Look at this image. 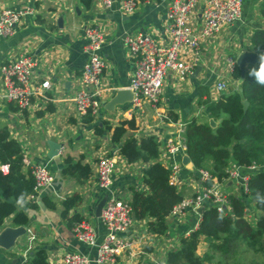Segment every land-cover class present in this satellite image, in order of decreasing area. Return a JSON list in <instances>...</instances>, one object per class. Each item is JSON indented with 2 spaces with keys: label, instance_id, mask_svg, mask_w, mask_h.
<instances>
[{
  "label": "crops",
  "instance_id": "1",
  "mask_svg": "<svg viewBox=\"0 0 264 264\" xmlns=\"http://www.w3.org/2000/svg\"><path fill=\"white\" fill-rule=\"evenodd\" d=\"M123 1L112 0V8H106L104 0H92L91 8L86 9L80 0H0V14L6 8L33 7L36 10L34 14L21 19L12 35L0 38V66L20 55H32L37 61L38 74L51 80L48 93L53 99L40 108L15 111L9 106L11 102L1 97L0 75V124L7 123L11 137L22 144L25 154L34 162L46 163L55 176L52 187L32 198L36 207H25L29 217L25 227L31 228L36 235L32 249H28L27 233L17 240L11 250L0 247V264H20L39 248L46 249L47 264H62L67 251L79 252L89 257L92 264H98L97 248L76 238L74 227L69 226L62 214V200L74 193L80 194L82 201L76 210L70 211V215L75 211L80 212L94 227L100 242L106 236L107 229L101 217L95 213L107 190L101 188L97 180L95 167L98 159L105 155L115 157L117 166L113 174V189L121 196L131 199V186L140 191L148 190L142 177V168L146 165L142 162L130 163L120 153H113L118 144L112 142L109 132L96 133V126L102 127L104 121L117 124L122 119L135 118L138 124L135 135L158 136L160 160L169 168L165 145L175 130L172 124L163 122L158 111L149 103H144L139 109L133 107L132 101H127L118 104L113 112L105 109V105L117 90L130 89L135 59L125 46L124 36L145 32L161 45L168 44L171 35L167 30L166 12L172 0H139L138 8L131 13L123 10ZM263 2L243 0L240 19L223 26L211 37L202 39L201 53L190 75L181 78L172 72L167 74L162 94L165 102L160 106L162 111L168 115L173 113L179 121L187 123L195 116H209V108L199 105L200 97L206 98L205 87H208L212 98H216L220 93L214 89V83L226 78L231 81L226 92L241 90L240 76H233L234 69L231 70L228 60H233L234 68H239L237 59L241 54L257 52L258 64H247L246 69L249 72L254 67L260 68V56L264 51L254 48L253 36L257 30H264L261 13ZM201 7L193 12L192 20L196 26L202 22ZM90 25L100 26L107 34V42L101 50L105 61L103 89L99 96L101 109L93 117V122L85 123L84 117L76 113L72 98L82 87L79 76L88 60L84 31ZM188 58L195 59L196 56L189 51ZM49 140L62 144L59 154L52 158L48 156ZM66 154L74 157L83 155L84 161L91 164L93 172L83 184L63 175ZM186 154L180 156L181 170L178 175V188L184 198L192 196L201 181L193 163H183ZM222 188L227 195L244 198L248 204V215L253 212L255 201L245 188L228 180ZM201 215L196 210L189 212L185 218L171 214L167 218L168 229L162 236L148 231L146 219L134 218L130 230L124 234L131 244L117 256V264H166L167 253L180 247L181 238L196 229ZM6 226H14L11 219H7L0 229ZM202 240L198 249L200 254L208 249L204 237ZM147 247L152 249L148 251Z\"/></svg>",
  "mask_w": 264,
  "mask_h": 264
},
{
  "label": "trees",
  "instance_id": "2",
  "mask_svg": "<svg viewBox=\"0 0 264 264\" xmlns=\"http://www.w3.org/2000/svg\"><path fill=\"white\" fill-rule=\"evenodd\" d=\"M86 9L91 8L92 0H80ZM141 1V0H140ZM264 17V2L261 5ZM255 49L264 51V30H257L253 36ZM247 72L241 90L223 92L212 98L205 87L206 98L200 97L199 105L209 108V116L193 117L186 125V153L196 170H205L211 174L206 183L225 182L228 178L227 167L230 162L243 167L256 164L259 170L253 172L248 182V194L256 199L253 211L254 223L248 215V204L242 197L229 195L230 211L222 213L213 206L205 207L199 226L188 236L181 238L180 247L170 250L166 255V264H260L264 262V86L256 83L252 71ZM233 76L239 78L240 70L235 67ZM248 102L247 107L243 101ZM17 111L18 107L9 104ZM50 106V105H49ZM173 121L178 118L169 113ZM209 117L216 121L222 119L216 127L209 123ZM85 123L94 121L92 116L83 118ZM96 133L109 132L114 144H118L119 153L130 163L142 162V177L148 190L140 191L131 186V205L133 217L146 219L148 231L162 236L168 229L167 218L174 206L184 199V194L171 181V170L160 160V140L155 134L136 136L138 124L135 118L122 119L117 124L104 121L96 126ZM85 156L64 155L63 175L83 184L92 174ZM2 166H7L5 173ZM35 178L31 167L25 163L22 144L11 137L7 123L0 124V227L7 219L14 226H25L29 217L25 207L35 208L31 195L34 193ZM82 198L74 193L62 200V214L70 227L85 220L75 211ZM53 207V204L49 202ZM202 237L208 244L204 254L198 252ZM152 248L147 247L150 251ZM47 251L39 248L24 264H47Z\"/></svg>",
  "mask_w": 264,
  "mask_h": 264
},
{
  "label": "built area",
  "instance_id": "3",
  "mask_svg": "<svg viewBox=\"0 0 264 264\" xmlns=\"http://www.w3.org/2000/svg\"><path fill=\"white\" fill-rule=\"evenodd\" d=\"M106 8H112V0H104ZM139 0H124L123 10L133 12L138 8ZM201 7L202 22L196 26L192 20L193 12ZM35 8L19 9L6 8L0 14V38L14 33L15 26L26 15L35 13ZM243 0H172L166 12L167 30L170 32V42L161 45L151 34L139 32L126 34L123 38L131 56L135 59V68L131 76L130 89L133 92V107L139 108L149 103L155 108L163 122L172 124L175 130L165 145L166 161L171 170V181L179 185L178 178L181 170L182 154H186V125L184 121H172L168 113L160 106L163 99V85L165 77L172 72L181 78L190 75L201 53V40L211 37L223 26L242 17ZM85 52L88 60L80 73L82 87L72 98L76 113L80 117L97 116L100 112L99 96L103 89L102 80L105 61L101 50L107 42L106 32L98 25L87 26L84 31ZM189 51L196 58H188ZM229 67L234 69L233 60L229 59ZM2 77L1 97L13 103L20 111L40 108L52 101L48 93L51 80L42 78L37 72V61L30 54H23L0 66ZM229 79L218 80L214 89L218 93L229 90ZM131 119V118H130ZM25 153V152H24ZM113 153H119V149ZM25 163L31 167L35 178L34 193L31 199L42 190L53 186L55 176L44 162H34L25 154ZM114 156L105 155L96 162V175L101 188L107 190L108 198L102 210L101 220L107 229L102 241H98L94 227L87 220L76 224L73 228L76 238L90 246L97 248L96 262L98 264H117V256L130 246L131 241L124 234L128 232L134 221L131 199L118 194L113 189V174L116 170ZM246 168V169H243ZM260 167L252 164L243 167L238 163H231L227 167L228 178L225 181L236 182L248 191V182L253 172ZM6 173L7 166H2ZM243 170L245 172H243ZM200 185L192 196L185 197L176 204L171 212L174 216L186 217L189 212L197 211L201 206H213L219 212L228 213L231 209L228 196L222 186L224 182H215L211 186L206 183L211 179L208 171L200 170ZM170 214V215H171ZM254 219V218H253ZM200 220H198L199 226ZM196 227V228H197ZM27 228L29 246L31 250L36 235ZM27 260V259H26ZM26 260L20 264H24ZM62 264H92V260L79 253L67 251Z\"/></svg>",
  "mask_w": 264,
  "mask_h": 264
},
{
  "label": "water",
  "instance_id": "4",
  "mask_svg": "<svg viewBox=\"0 0 264 264\" xmlns=\"http://www.w3.org/2000/svg\"><path fill=\"white\" fill-rule=\"evenodd\" d=\"M59 25L60 26L62 25V18L59 20ZM258 62H259V56L257 52H244L238 57L237 65L240 70V79H239L240 83L243 82L247 74V69H246L247 64H251V66H255L258 64ZM132 99H133V92L130 89L117 90L114 97L109 102L106 103L105 109L113 112L115 111L116 109L115 107L118 104H123L127 101H132ZM243 104L245 107H247L248 102L244 100ZM221 120L222 119H219L218 121H216L215 119L211 118L209 122L212 127H216L221 122ZM48 144H49V149H50L48 156L52 158L58 155L59 150L62 147V144L56 141H53V140H49ZM190 162H191V159L188 156V154H186L183 159V163L187 165ZM107 198H108V194H106L102 198V200L99 202V204L97 205L96 213H95L97 217H101L102 210L106 203ZM254 201L256 202V199H254ZM203 210H204V206H201L197 209V212L199 213V215L203 213ZM26 234H27V228L25 226L3 227L0 229V247L6 250H11L15 246L17 240L21 238L22 236H25ZM260 264H264V262Z\"/></svg>",
  "mask_w": 264,
  "mask_h": 264
},
{
  "label": "clouds",
  "instance_id": "5",
  "mask_svg": "<svg viewBox=\"0 0 264 264\" xmlns=\"http://www.w3.org/2000/svg\"><path fill=\"white\" fill-rule=\"evenodd\" d=\"M260 70L258 72L252 71L249 73L250 76H254L256 79V83H258L261 86H264V54H261L260 56ZM221 216L219 217L220 219L223 218V210L221 209Z\"/></svg>",
  "mask_w": 264,
  "mask_h": 264
},
{
  "label": "rangeland",
  "instance_id": "6",
  "mask_svg": "<svg viewBox=\"0 0 264 264\" xmlns=\"http://www.w3.org/2000/svg\"><path fill=\"white\" fill-rule=\"evenodd\" d=\"M174 129H175V127H174ZM225 191V190H224ZM226 193H227V191H225ZM254 209H255V206H254ZM254 211V210H253ZM247 217L249 218V220L252 222V223H254L255 221V219H253L254 218V216H253V212L250 214V215H247Z\"/></svg>",
  "mask_w": 264,
  "mask_h": 264
}]
</instances>
